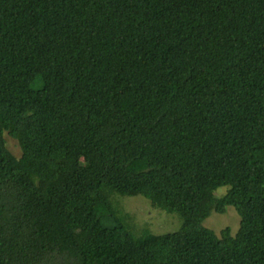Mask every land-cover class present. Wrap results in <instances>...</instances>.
<instances>
[{"label":"trees","instance_id":"1","mask_svg":"<svg viewBox=\"0 0 264 264\" xmlns=\"http://www.w3.org/2000/svg\"><path fill=\"white\" fill-rule=\"evenodd\" d=\"M0 264H264V0H0Z\"/></svg>","mask_w":264,"mask_h":264},{"label":"rangeland","instance_id":"2","mask_svg":"<svg viewBox=\"0 0 264 264\" xmlns=\"http://www.w3.org/2000/svg\"><path fill=\"white\" fill-rule=\"evenodd\" d=\"M5 143L11 153L19 157L21 148L18 141L5 135ZM220 187L216 192L220 191ZM121 203V217H124L135 241H139L147 234H162L175 232L181 228V220L177 213L168 212L152 206L150 200L141 195H118ZM240 216L236 209L228 205L224 212L214 210L204 219L202 225L213 230L216 234L224 227H229L235 233L239 227Z\"/></svg>","mask_w":264,"mask_h":264}]
</instances>
